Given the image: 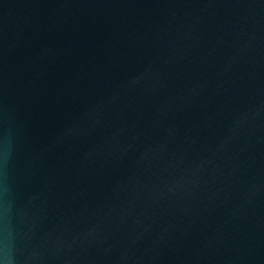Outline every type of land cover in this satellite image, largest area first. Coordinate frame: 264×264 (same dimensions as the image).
<instances>
[{"label":"water","instance_id":"obj_1","mask_svg":"<svg viewBox=\"0 0 264 264\" xmlns=\"http://www.w3.org/2000/svg\"><path fill=\"white\" fill-rule=\"evenodd\" d=\"M2 264H264V0H0Z\"/></svg>","mask_w":264,"mask_h":264},{"label":"clouds","instance_id":"obj_2","mask_svg":"<svg viewBox=\"0 0 264 264\" xmlns=\"http://www.w3.org/2000/svg\"><path fill=\"white\" fill-rule=\"evenodd\" d=\"M0 264H2V262H0Z\"/></svg>","mask_w":264,"mask_h":264}]
</instances>
